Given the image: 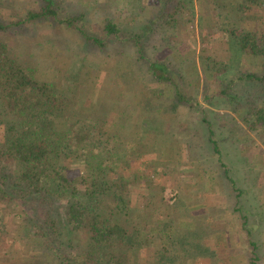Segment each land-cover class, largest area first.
I'll return each instance as SVG.
<instances>
[{
  "label": "trees",
  "instance_id": "trees-1",
  "mask_svg": "<svg viewBox=\"0 0 264 264\" xmlns=\"http://www.w3.org/2000/svg\"><path fill=\"white\" fill-rule=\"evenodd\" d=\"M159 4L158 14L131 36L112 19H106L101 33L93 34L86 28V14H66L59 0H44L40 10L24 18L0 20V264H199L200 259L235 264L234 248L227 242L228 248H221L218 234L211 247L207 236H214V229L181 225L189 216L185 184L172 190L164 212L166 189L156 177L168 175V165L166 171L149 173L133 168L131 157L149 153L150 147L156 152L159 142L168 141L159 151L165 152L178 134L161 131L158 112L175 111L180 105L199 112L212 150L221 154L205 107L197 105L180 82L185 77L182 69L173 67L168 57L147 55L148 37L158 24L173 31L182 25L194 28L195 5L236 41L238 53L263 57L262 70L245 73L238 88V80L222 79L229 70L227 60L202 47L199 59L211 84L204 101L224 97L235 113H242L246 129L264 137V14L259 9L264 0ZM39 20L81 38L82 44L71 48L81 63L70 64L67 83L39 75V69L20 61L4 39L10 29ZM176 40L169 35V45L160 49L176 50ZM111 44L118 45L112 49L117 55L126 45L134 49L135 59L127 68L125 60L113 58ZM95 50L97 57L91 55ZM174 60L182 61L178 55ZM101 72L105 77L96 90ZM130 105L135 110L128 112ZM138 128L143 135L136 138L132 133L134 129L137 135ZM242 217L251 235L247 214ZM198 229L205 238L196 236ZM248 241L252 252L246 264H257V244Z\"/></svg>",
  "mask_w": 264,
  "mask_h": 264
},
{
  "label": "rangeland",
  "instance_id": "rangeland-1",
  "mask_svg": "<svg viewBox=\"0 0 264 264\" xmlns=\"http://www.w3.org/2000/svg\"><path fill=\"white\" fill-rule=\"evenodd\" d=\"M59 2L66 14L84 12L88 24L86 28L93 34L101 33L106 19H112L123 33L131 36L135 32H141L140 28L144 26L145 21L156 16L160 8V0H59ZM43 5L44 0H0V20L8 23L17 18H24L29 11L40 10ZM259 9L263 10L261 13L264 14V8ZM193 24L194 28L182 25L174 31L158 24L153 36L148 37L151 45L147 55L151 59L154 57L167 61L171 59L173 67L182 69L181 73L185 77L180 82L186 94L195 98L197 105L205 107L207 118L213 122L214 136L219 141L221 154L212 150L206 124L201 121L199 112L187 105H180L175 111L158 112L161 131L178 134L169 142L172 145L164 148L165 152L161 154L159 153L161 145L168 141L159 142L158 150H154L156 152H151L150 147L149 153L131 157L132 166L153 173L157 170L166 171L165 167L168 165L169 174L156 177V183L165 186L166 189L162 205L164 212L168 211L165 207L169 208V198L174 194L172 190H179L180 183L185 184L184 188L189 196L185 209L188 210L189 216L180 222L181 225L192 230L196 225L204 227L205 231L206 227L207 231L214 229L216 231L214 236L209 234L207 236L211 247L215 246L217 241L215 234H218L221 248L226 249V242L229 248H234L232 255L235 264L247 263L252 252L248 241L250 239L257 244V264H264V137L260 138L247 130L241 120L242 113H235L224 97L215 96L209 101H204V95L211 94V84L205 76L198 52L202 47H208L216 57L227 60L229 70L222 75L225 81L238 80L245 73L260 72L263 57L238 53L236 41L231 39L227 31L215 27L211 16L204 12L201 14L197 5ZM69 31L71 32L70 29L39 20L27 22L17 29H10L4 34V39L8 41L13 54L20 61L39 69V75L67 83L70 64L76 65L79 61L78 54L71 48L82 44L81 38L72 37ZM169 35L177 38L176 42L172 43L176 50L172 48L169 51L161 50L160 47L169 45ZM117 47V44H111L109 51L114 59L125 60L127 68L130 61L135 59V51L126 45L117 55L112 51ZM91 55L97 57L98 50L93 51ZM177 55L182 60L180 63L174 60ZM108 61L114 64V60ZM56 66L63 67L64 70L54 69ZM172 72L176 73L175 70ZM100 74L96 90L102 87L105 77V72ZM178 76L181 78L179 73ZM109 82L106 85L111 83ZM131 86H135L132 81ZM157 86L164 89L160 88L159 83ZM241 86L242 81L238 80V88ZM141 87H137L138 91ZM100 93L98 92L96 96L98 97ZM130 106L131 108L126 106V109L129 108L128 112L135 110L132 105ZM118 108H124L123 103ZM175 117L177 119L174 120ZM133 131L132 134L136 138L143 135L141 128L137 129V135L134 129ZM153 142L157 141L154 139ZM149 144L152 142L149 141ZM132 145L136 146V143L133 142ZM243 214H247L249 218L247 227L251 230V235L243 226L245 220ZM199 230L194 232L196 236L205 238V234ZM200 260L199 264H210L208 259Z\"/></svg>",
  "mask_w": 264,
  "mask_h": 264
}]
</instances>
